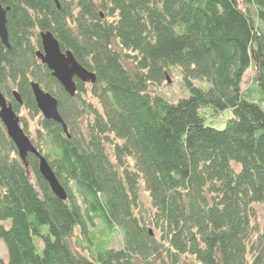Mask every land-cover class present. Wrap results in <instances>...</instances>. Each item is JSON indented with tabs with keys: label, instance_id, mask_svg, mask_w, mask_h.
<instances>
[{
	"label": "trees",
	"instance_id": "obj_1",
	"mask_svg": "<svg viewBox=\"0 0 264 264\" xmlns=\"http://www.w3.org/2000/svg\"><path fill=\"white\" fill-rule=\"evenodd\" d=\"M0 5L9 36V47L0 37V89L16 114L39 118L33 144L68 194L53 193L39 158L22 161L0 120V264H264V0ZM45 32L96 82L64 90L39 57ZM173 69L190 95L177 102L157 90ZM34 82L59 101L68 133L44 118ZM204 109L234 118L213 128ZM98 223L122 232L119 249L98 240Z\"/></svg>",
	"mask_w": 264,
	"mask_h": 264
},
{
	"label": "water",
	"instance_id": "obj_2",
	"mask_svg": "<svg viewBox=\"0 0 264 264\" xmlns=\"http://www.w3.org/2000/svg\"><path fill=\"white\" fill-rule=\"evenodd\" d=\"M7 12L0 5V37L2 42L9 47ZM42 35L43 54L42 58L53 72V76L59 80L64 90L69 92L72 96L76 95V78L84 83H95L97 77L91 71H88L82 66L70 50L64 52L59 41L55 35L50 32H45ZM32 91L34 93L35 101L37 102L40 112L44 118L53 120L56 123H61L64 131L68 133V127L59 112V101L53 97L48 91L43 90L41 86L34 82L32 84ZM15 97L19 103H22L18 92H15ZM0 120L6 127L8 137L12 139L18 149L19 157L27 165L28 156L30 154L39 158V169L44 179L47 180L53 193L61 200H67V190L57 179L53 168H51L49 161L44 157L37 146L35 147L32 140L24 132L22 125H20V117L16 114L13 105L10 104L4 93L0 89Z\"/></svg>",
	"mask_w": 264,
	"mask_h": 264
},
{
	"label": "rangeland",
	"instance_id": "obj_3",
	"mask_svg": "<svg viewBox=\"0 0 264 264\" xmlns=\"http://www.w3.org/2000/svg\"><path fill=\"white\" fill-rule=\"evenodd\" d=\"M249 71L246 73L245 78L243 80L242 90L244 93H246L249 89H252L255 85L254 79L256 78L257 70H255V67L252 66ZM168 79L167 82L164 84V86L160 87L158 90L159 93H161L162 96H164L167 100L171 102H177L180 98H187L189 97V91L183 84L182 80V74L177 69H173L171 73H168ZM195 86L199 88L208 89L210 87L209 83H206L204 81H194ZM88 100H91L95 106H98V103L95 99H93L91 96H88ZM202 115L206 118V121L209 125H211L213 128H218L220 130L225 129L226 123L233 119V113L231 110H226L224 113H215L210 110H202ZM21 118V125L22 128L26 127V123L28 125V130L26 132L27 136L30 137L33 143H36L39 141V135L37 134L38 127H39V118H32L29 113L26 111L21 112L18 115ZM25 119V120H24ZM23 120V121H22ZM108 152L113 156L112 154V148L111 146H108ZM141 196L143 200V209L144 210H150L151 209V200L148 197V194L146 193L144 187L141 189ZM257 215H258V223L260 226L263 227L264 225V213H263V207L257 205ZM98 228L95 230V234L98 237V240H101L103 243L110 244L111 247H115L119 249L122 246V239L123 235L122 232H111L105 224L98 223ZM76 234H79V229L76 230ZM76 244L75 240L73 241L74 245ZM42 246V243L40 244V247ZM0 259H3L5 262H8V252L7 248H5V245L3 242H0Z\"/></svg>",
	"mask_w": 264,
	"mask_h": 264
},
{
	"label": "flooded vegetation",
	"instance_id": "obj_4",
	"mask_svg": "<svg viewBox=\"0 0 264 264\" xmlns=\"http://www.w3.org/2000/svg\"><path fill=\"white\" fill-rule=\"evenodd\" d=\"M78 79H79V78H78ZM78 79L76 78V80H78ZM76 80H75V81H76Z\"/></svg>",
	"mask_w": 264,
	"mask_h": 264
}]
</instances>
